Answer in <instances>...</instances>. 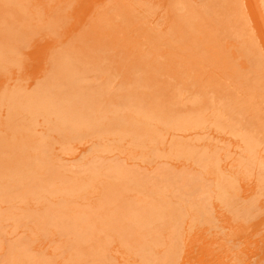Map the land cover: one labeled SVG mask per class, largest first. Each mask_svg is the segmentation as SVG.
I'll return each instance as SVG.
<instances>
[{"label":"bare ground","instance_id":"obj_1","mask_svg":"<svg viewBox=\"0 0 264 264\" xmlns=\"http://www.w3.org/2000/svg\"><path fill=\"white\" fill-rule=\"evenodd\" d=\"M0 264H264V0H0Z\"/></svg>","mask_w":264,"mask_h":264},{"label":"rangeland","instance_id":"obj_2","mask_svg":"<svg viewBox=\"0 0 264 264\" xmlns=\"http://www.w3.org/2000/svg\"><path fill=\"white\" fill-rule=\"evenodd\" d=\"M255 238L259 239L260 237H255Z\"/></svg>","mask_w":264,"mask_h":264}]
</instances>
